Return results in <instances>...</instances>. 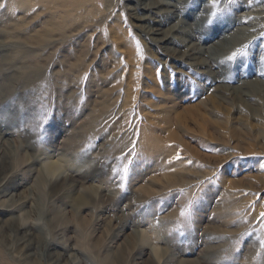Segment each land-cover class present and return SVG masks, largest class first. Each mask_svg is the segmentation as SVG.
<instances>
[{
  "label": "rangeland",
  "instance_id": "obj_1",
  "mask_svg": "<svg viewBox=\"0 0 264 264\" xmlns=\"http://www.w3.org/2000/svg\"><path fill=\"white\" fill-rule=\"evenodd\" d=\"M59 1L0 0V168L8 145L29 156L14 182L28 206L69 219L54 232L65 258L109 264L122 254L126 264H159L155 251H164L160 264H264V85L256 81L264 83V0H235L217 17L212 0H68L91 9L86 19L58 15ZM65 16L74 21L63 34L30 40ZM246 45L247 56L227 60ZM226 76L233 80L214 81ZM92 110L104 113L89 125ZM154 122L185 147L155 137ZM129 159L125 180L115 169ZM50 160L75 181L38 183ZM179 170L187 175L168 185ZM90 192L96 200L77 213L73 200ZM78 215L88 219L83 230ZM9 234L0 264H21ZM31 262L45 264L37 255Z\"/></svg>",
  "mask_w": 264,
  "mask_h": 264
},
{
  "label": "bare ground",
  "instance_id": "obj_2",
  "mask_svg": "<svg viewBox=\"0 0 264 264\" xmlns=\"http://www.w3.org/2000/svg\"><path fill=\"white\" fill-rule=\"evenodd\" d=\"M157 3L158 5H155V6H161L159 2ZM74 4L75 3L71 1L64 0V1L56 2L52 8H54L56 12H59L58 15L73 13L75 17H79L83 19L89 18V16L92 14L91 9H89L88 6H87V10L85 11L86 7L81 6L82 5L81 3L78 5H74ZM66 17L67 16L63 18L60 17V21L56 20V22L55 21L47 22L50 24L49 27L51 26V29L46 28L45 31L43 30L40 31L37 37H34L30 40L33 43L39 45L47 41L50 38V36H52L53 33L58 32L59 34H63V31L66 30V28L70 27V25L74 21V17L73 18H69V17L66 18ZM216 60L218 61V59ZM259 74H264V72L259 71ZM232 80H233V77L226 76L225 78H221V79L214 80V81L229 82ZM256 81H258L260 85H264V83H262L261 80L256 79ZM243 84H247L249 86L251 83L245 82ZM262 92H264V90ZM239 94L240 96L245 95L250 98H253L250 92H240ZM93 110H96V109H93ZM93 113L94 114L88 123L89 125L96 123L97 120L102 117L104 110L103 111L98 110L95 112L93 111ZM152 126H155L156 128V130L153 131V134L155 137H159L163 142L165 141L167 143H175V144L177 143V145L179 144L178 146L181 145L185 147V144L181 142L182 140L178 136V134L174 133L173 131H168L167 132L168 136L165 139V137L163 138V136L159 135L160 130L163 131L162 129L159 128L160 127L159 124L154 122ZM72 140L73 138L71 139V141ZM169 145L171 144H168V147ZM161 150L162 148L154 149V151H151V153H153L152 155H154L155 152H160V154H162ZM149 151H150V148L147 149V152L150 155ZM6 153L9 155V158H8L9 160L7 164H4L0 168V196L5 198V196H8L10 194L11 195L9 196L8 199L0 200V210H1L0 212L8 211V214L11 217L9 218V220H6V221L3 219H0V242L6 241L5 235L7 232H9L10 233L9 238H10L11 243H10V246L8 245V249L9 251H11L15 259H17L18 262H21V264H32L31 258L35 255L42 258V260L45 261V264H73L71 262V260H73L72 258H70L71 260L69 258H65L66 256L64 252L67 250V246L64 243H58V242L56 243L55 236H54V232L57 231V227L59 225H62L65 227L67 224H69V219L66 218L65 215L60 210L49 208V207L47 208L46 206L38 205V204L34 206H30V205L28 206L26 204L27 200L22 201V198H21L22 196H19V193H21V191L17 190L20 188L21 184L19 183L16 184L14 182L15 169L17 168L15 166L16 164L20 166V165H23L24 163H29L28 160H30V158L27 154L19 155V153H14L12 151V147H10L9 145L7 146ZM64 170H65L64 166L59 160L46 161L44 162V164L42 165V168L40 169V172L37 176V182L39 181L42 185H44V182H46L47 178H51L52 180L53 179L57 180V178H60V176H62L60 182H62L63 184H66L68 180L70 181V179L75 181L74 178L72 177L71 178L64 177L63 176ZM170 175H171L170 177L172 178L166 176L168 178V185L169 184L176 185L179 182L178 180L179 176L182 177L183 175H187V173L184 174V172H180L179 170V171L170 173ZM148 192L150 191H146V193ZM17 196L19 198H16ZM99 198L106 199L107 197H106V194L101 193L99 195ZM92 199L94 200L95 197L94 195H92L91 192L82 193L81 195H78L73 200L74 210L77 213H79L83 209H88L87 207H89V204H90L89 202L93 203ZM76 221H78L79 227L82 230L85 229L84 227L88 223V219L85 217H81V216H79L78 218L76 217ZM85 235H86V238H88V236L89 237L92 236L90 234H84V236ZM130 237L131 238L130 240H128V244L132 248V252L134 250L135 254L136 252L139 255L142 254L144 247L139 245L140 235H138V233H131ZM145 239L146 238L143 235L142 241H145ZM98 246L99 245L97 246L93 245L88 249V251L91 253H95L96 251L100 249V247ZM155 253L159 260V264L161 262L166 261V253L164 251L162 253L155 251ZM109 264H126L124 255L122 254L116 255L115 257H113L112 262ZM151 264H157V263L152 261ZM186 264H193V263L186 262Z\"/></svg>",
  "mask_w": 264,
  "mask_h": 264
},
{
  "label": "snow or ice",
  "instance_id": "obj_3",
  "mask_svg": "<svg viewBox=\"0 0 264 264\" xmlns=\"http://www.w3.org/2000/svg\"><path fill=\"white\" fill-rule=\"evenodd\" d=\"M219 2L220 0H212V6L215 9V11H213L212 13L213 17H217L219 15H223L226 12H228L231 9V5L235 2V0H227L228 8H224V9L219 8ZM211 22L212 21L210 20L209 23ZM247 54H248V46L246 45L240 49H237L235 52H233L230 56L227 57V60L236 61L238 58H243L247 56ZM177 159H179V156H177ZM134 163H135L134 160L129 159L127 163H125L122 167L115 169V171L120 172L122 174V178L126 180L130 172V166L133 165ZM262 167H264V165H262ZM123 187L124 185H121V188ZM191 212H194L193 205H190V213ZM181 215L182 216L185 215L184 210L181 211ZM260 217L264 218V212L260 213ZM261 228L264 229V224H261ZM259 243H260V246L264 248V239H261Z\"/></svg>",
  "mask_w": 264,
  "mask_h": 264
}]
</instances>
